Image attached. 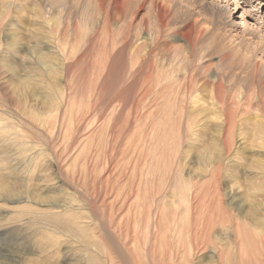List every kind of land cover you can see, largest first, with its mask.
<instances>
[{"label":"rangeland","instance_id":"obj_1","mask_svg":"<svg viewBox=\"0 0 264 264\" xmlns=\"http://www.w3.org/2000/svg\"><path fill=\"white\" fill-rule=\"evenodd\" d=\"M52 1L2 0L1 2L0 0V183L7 182L12 188L18 189L19 196L29 189L45 194L43 189L45 185L50 188L51 196L59 197L70 205L74 203L73 205L79 208L76 212L84 214L80 216L87 217L86 220L92 223V227L96 226L97 231L106 230L109 238L124 246L126 264H161L162 262L175 264V248L188 253L194 242L208 238L213 244L205 253L197 254L198 257H195L196 254H190V261L194 260L192 264H220L218 256L222 257L219 260L221 264H264V253H262L264 229H257L255 225L249 228L252 222L244 215L243 206L238 210L235 206L234 209L230 208L231 214L236 218L240 217L241 221H238L240 225L231 224L229 220L228 223L222 221L216 225L206 223L204 219H214L215 215L229 218L228 210H226L228 217H225L220 209H216L215 213H212L213 208L212 211H207L208 199L211 197L208 194L214 189L208 188L212 183L210 186L207 185L204 183L206 179L202 180L205 184V187L201 186L204 191L198 192L199 197L195 202L197 207L188 210L190 212L188 214L182 206L180 208L182 212L178 215L180 220L175 223L172 222V212L169 210L166 211L165 218L163 215L161 217L155 201L158 200L159 180L165 175L171 154L175 153L174 150L181 151L189 143L191 144L185 136L186 130L180 126V119L177 120V116L180 117L177 108L180 106V96L177 97L176 90L179 87L176 80L183 79L188 74L186 68L201 73L207 61L201 59L199 47L211 40L214 42L211 50L212 62L216 61L215 58H219L222 51L230 52L228 50L235 49L241 54H252L253 60L257 54L258 56L262 54L263 57L264 27L258 28L257 31L256 26L254 27L253 23L247 20L249 27L243 24L237 25L240 23L237 18L241 17V11L234 14L233 18L229 16L222 7L228 3V0H150L148 3L151 7L157 2L166 11L168 17L166 28L158 26L161 31L160 38L162 39L163 36L164 41L160 44L153 42L157 21L156 12H150L149 26L155 29L151 30L150 37L146 34L148 27L139 26L132 30L128 36L132 46L127 53L119 52L122 50V37L126 36V29L128 30V26H124L129 24L134 7L140 0H106L105 12L108 14L110 24L113 25L111 30L114 33L119 28L121 35L118 33L117 39L115 37L111 39V34L102 33L98 42L95 39V30L100 24H104V17L97 18L98 13L94 11L96 0H74L77 8L73 9V13L76 10V13L84 16L76 17L72 13L69 19L55 12L57 10L62 12V8L50 10ZM66 1L73 2V0ZM118 3L126 12L125 17L115 24V7ZM87 11H92L88 16L90 19L85 16ZM146 16L147 14L145 18ZM259 16L263 18L264 11ZM193 22L195 27L192 25V28L197 29L200 34L199 40L195 43L196 33L192 32V46L196 45V48L192 53H188V43L180 33L185 35L188 31L187 26ZM74 25L77 26L75 30L72 28ZM14 35L17 38L16 52H12L8 44ZM135 35L141 36V39L138 40ZM143 39L146 47L150 49L149 52L154 51L158 54L155 74L149 79L150 85H155L152 79L156 82L160 79H168L167 84L172 86L167 89L162 100L160 96L156 98L151 95L152 97L149 96L151 100L142 97L144 87L141 80V66L132 56V51ZM110 40L115 47L112 53L110 47L102 46L110 45ZM165 46L179 48L181 52L177 51V53L183 54L184 61L182 58L179 63L177 62L178 64L175 62L176 67L170 65L172 50L168 53L161 52V47ZM217 48H221L220 51ZM40 53L45 54L46 65L36 62ZM10 66L15 68L21 78L30 77L35 84L45 83H42V88L36 89L35 92L39 90L36 96L27 89L15 92V84L10 77ZM166 66H169L168 69ZM175 68L179 73L172 74ZM214 69L215 67L212 74ZM66 83L70 88L69 95L63 89L67 87ZM240 85H243L241 86V92L245 91L243 94H250L248 84L242 82ZM204 92L200 93L202 101L209 100L207 92L205 94ZM41 98L46 101V105ZM157 104L158 108L155 107ZM142 107L144 110L141 109ZM153 108H156V112ZM173 109L177 110L174 115ZM30 114L42 118V124L31 122ZM209 138V135L203 138L204 144L209 143ZM191 149L197 154L201 148L199 145H193ZM246 155L251 156L252 151H247ZM239 161L244 164V161ZM249 163L250 165L247 166L240 165L244 170L238 171L235 179L245 186L254 180L256 183L257 181L262 183L259 176L252 178L253 175L250 173L255 172V168L252 161ZM246 168L249 172H245ZM167 173L166 178L170 176L169 172ZM240 194L247 205L246 210L252 213L255 210L250 209L249 205L254 203L253 198L255 201L260 199L263 206L258 212L264 217L262 193H249L243 190ZM14 200L15 197L9 199V196L0 198V264H26L25 261L37 258L46 249L48 233L43 234L44 219L29 215L27 208L43 212L44 215L51 208L38 206L31 200ZM213 205L217 206L215 203ZM211 215H214L213 218ZM83 218L80 227L87 223ZM155 223L157 225L154 227ZM78 226H73L74 232L63 229V235L66 236L61 240L67 243L66 245L73 244L74 248L80 249L70 253V258L76 254L84 257L85 253L82 249L85 245L88 247L82 239L86 233L81 232ZM109 232L114 233L111 235ZM91 236H88L90 241L88 244L90 249L91 245H97L93 251L95 250L94 253L99 257L93 264H100L102 259L109 261L103 262L105 264H122L117 257L118 261L113 259L106 248L98 245L100 240L98 235ZM259 238L261 239L258 240ZM58 243L60 244L59 240ZM217 249L221 251V253L219 251L220 255ZM129 251L132 254H129ZM211 251L216 256L212 260L205 258L212 255ZM190 255H186V259L189 260ZM171 257L174 258L173 261ZM84 258L83 261L86 262L88 257ZM184 260L181 257L179 262L184 264L188 261Z\"/></svg>","mask_w":264,"mask_h":264},{"label":"bare ground","instance_id":"obj_2","mask_svg":"<svg viewBox=\"0 0 264 264\" xmlns=\"http://www.w3.org/2000/svg\"><path fill=\"white\" fill-rule=\"evenodd\" d=\"M149 1L150 0H140L139 4L134 7L133 13L129 19V24L124 26V27L128 26V30L126 29V32H127L126 36L122 37L123 38L121 41L122 50L119 52H127L128 53V50L132 46V44L129 42L128 36H130V33L132 30L137 29L139 26H140V28L141 27L142 28L148 27L146 34H148L147 35L148 37L151 36L150 32L152 29H155V28H152L149 26L150 23L148 22L149 21L148 15L150 14V12H156V21H157V25H156L157 29H155L156 33H154L155 34L154 35L155 40L153 42L156 44H160L164 41L163 36H162V39L160 38V32L161 31H160V29H158V26L161 25V26H163V28L164 27L166 28V25L168 23L167 22L168 17H167L166 11L160 4H157V2H154L152 4V7H151V4L148 3ZM1 2H2V0H1ZM105 2H106V0H96V4H95V10L94 11L98 13L97 18L100 16L104 17V24L103 25L100 24V27H98L95 30V39L97 40V42H98L99 36L102 33H103V35L104 34H111V36H110L111 39L113 37L116 38L118 33H119V30H118L119 28L114 32L116 35L111 30L113 25L110 24L108 14H106V12H105ZM76 5L77 4L74 0H73V2L71 1L70 3H69V1H66V0H53L50 4V10L54 11L55 9L62 8L63 9L62 12L60 10H57L55 12H57L59 15L64 16V17L69 19L70 15L73 13V9L77 8ZM87 5L89 6L90 4H87ZM222 7L226 10L227 14H229V16H231L232 18L234 16V14H237L239 12V10L241 11V17L237 18V20H240V23L239 24L237 23V25H239V26L241 24H243V25H247V27H249L247 24V21H250L253 23L254 27L256 26V30L260 27H264L263 26L264 25V23H263L264 17L262 18V16H259L264 11V0H233V1L228 0V3H226L225 6H222ZM144 10H145V12H144ZM125 12L126 11L121 8L120 3H118L117 6L115 7V16H114L115 24L119 23V21L123 17H125ZM73 14H75L76 17L84 16V15H81L80 13H76V10L74 11ZM91 14H92V11H87L85 16L88 19H90L88 16H90ZM145 14H147L146 18H145ZM5 18H7V16ZM86 21H88V20H86ZM234 23H235V21H234ZM192 25H193V27H195L194 22L192 24L188 25L187 26L188 31H186L185 35L180 33V36L182 38L186 39V41L188 43V47H189L188 53H192L196 48V45L192 46V43H193L191 41L192 32L196 33V36L194 38L195 43L199 40L198 35L200 34V32L197 29L195 30L192 28ZM60 27H61V25H60ZM72 28L75 30V29H77V26L74 25ZM84 28H86V26H84ZM91 28H92V26H91ZM67 29H69V28H67ZM191 29H192V31H191ZM81 30H82V28H81ZM257 31H259V30H257ZM57 32H58V30H57ZM122 34H124V33H122ZM103 35H102V37H103ZM135 37L138 40L141 39V36L135 35ZM106 39H107V37H106ZM68 40H69V38H68ZM68 40H67V42H68ZM75 41L76 40H74V43H75ZM16 42H17V38L14 35L13 38L11 39L10 43H8L12 52H16L18 49ZM74 43H73V45H74ZM115 43H116V40H115ZM213 44H214V42L211 40V41H208L207 43H205V45H202V47H199L201 59H205V61H207L206 64L204 63L206 66H203L204 68H202L201 73L198 72V70L186 68V72L188 74H186V76L183 77V79L181 78V79L176 80L179 89L177 87L178 90H176V89L175 90L177 93V97L180 96V104H179L180 106L177 107L175 105L179 109L178 112L180 113V117L177 116V118H178L177 120L180 119V122L179 121L178 122L181 125L180 124L179 125L182 126L186 130L185 136L191 142V144L189 143L187 145V147L185 149H182L181 151H177L178 149L174 150L175 153L171 154L172 156H170L171 158H170L169 166H167V167L164 166V167H166V172L164 173L165 174L164 177L161 180H159L160 181V184H159L160 189L157 193L158 194L157 195L158 200H155L156 201V208H157V210L160 211L161 217L163 215V218H165V213L167 210L171 211L172 212L171 217L173 220L172 222L175 223L177 220H180V217L178 216L182 212V210L180 208L182 206H184L185 211H187L189 214L190 212L188 210H190V209L193 210V208L197 207L195 202L197 201V198L199 197V195H198L199 190H200V192L204 191V188H202L203 185L205 187L204 183H207V185L209 184V186L212 183V185L210 187H208L210 189L213 188L214 190L212 189L213 191H210L211 194L207 193L208 195H211V197L208 199L209 205H208L207 211H212L214 209L212 211V213H215V212H217V210L220 209L222 211V214L225 217H228V215H229V218L225 219L224 217L221 218V217H217L215 215L214 219H208V218L204 219L207 224L215 223V225H216V223H219L222 221H223V223H228V220H229L231 224L233 223V224L237 225L239 223L238 221H241V220H239L240 217L237 216V218H236L233 214H231L230 208L233 207V209H234V206H235V207H237V210H238L239 207L241 208V206H243L242 208L245 211L244 215L249 217L250 221L253 223V224L248 223L249 228L252 227L251 225H255L257 227V229L259 228V229L263 230L264 229V217L260 216L259 212H258V209L263 206V204H262L263 202L259 201L260 199H256V201H255V199L253 198L254 203L251 202L252 204L249 205L250 209L255 210L252 213L251 211L246 210L247 205L245 204V200L240 193L244 190V191H247L249 193L250 192L251 193H262L264 195V56L262 57V54H260L261 56H258V54H257V55H255L256 57L253 60L252 54H250V55L241 54L239 51H237L235 49L233 51L228 50L230 52H223L222 51L221 55L219 54L220 55L219 58H217V59L215 58L216 61L212 62L213 61V58H212L213 55L211 54V50L213 48ZM225 45H226V43H225ZM229 45H231V44H229ZM102 46L110 47L111 53L115 49V47L112 44V40H110V45L104 44ZM75 47H77V46H75ZM236 47H238V46L236 45ZM161 48H162L161 52H164V53H168L169 51L172 50V56H171V61H170V65H172V66L173 65L175 66L176 65L175 62L179 63V60H181L184 57V56H182L183 54L181 55V54L177 53V51L181 52V51H179V48H176V47L170 48V46H165L164 48L163 47H161ZM217 49H219V51H220L221 48H217ZM231 49H232V46H231ZM29 50L30 49H28V51ZM149 50H150L149 47H146V44L144 43V39H143L140 43L135 45V47L133 48V51H132V56L135 57L137 64L139 63L141 66L142 72L141 71L140 72L142 74V77H141L142 79L141 78L140 79L142 80V86L144 87L143 90L141 89L142 90V97H144V98L148 97L149 98V96L152 95V96L157 98V96L158 97L160 96L161 100H162V99H164V95H166V93H167V89L172 87V86H169L167 84L168 79L167 80L160 79V80H157V82L154 79H152L153 84H155V85H152V84L150 85L149 82H151V81L149 79L151 76H153L155 74V66L158 62V54L155 53L154 51L149 52ZM215 55H217V54H215ZM44 56H45L44 53L41 54L38 57L36 62L41 64V65H46L47 63L44 60ZM133 57H131V58H133ZM160 58H159V60H160ZM182 60L184 61V58ZM165 63H166V60H165ZM168 67L166 69H168ZM214 67H215L214 74H212ZM158 68H160V67H158ZM9 70H10L11 80L15 84V92H20L23 89H25V90L27 89L33 95L36 96V94L39 93V90L37 92H35L36 89L42 88L43 84H45L44 82H41V85L35 84L32 82L30 77L21 78L19 76L18 72L12 66L9 67ZM49 70L47 71L48 74L50 72ZM170 70H172V69H170ZM165 72H166V70H165ZM176 72H178V71L175 68V70L172 71V74H175ZM160 73L163 75L162 72H160ZM162 75H161V77H162ZM172 77H173V75H172ZM164 78H166V77H164ZM176 79H177V77H176ZM173 82H175V79ZM180 82H181V84H179ZM242 82L249 85V86L248 85L247 86L250 87V91H249L250 94H247V93L243 94L245 92L244 91L245 89L243 90L244 91L243 93L241 92V86H243V85H240V84ZM175 84H176V82H175ZM65 85H67V83ZM63 89L65 92L67 91L66 94L69 95V92H68L70 90L69 85H67V87L63 88ZM202 91L207 92L209 100L202 101V98L200 97V93ZM205 92H204V94H205ZM35 96H33V97H35ZM64 97H62V98L64 99ZM46 98L47 97H45V99ZM149 99L151 100V98H149ZM41 100H42L43 104L46 105V101L43 98H41ZM155 107L158 108V104H157V106L155 105ZM176 107H175V109H176ZM156 108H153L155 110V112H156ZM88 109H90V108H88ZM141 109H143V107ZM149 110L151 112V109H149ZM159 110H160V107H159ZM175 111H177V110H175ZM175 111L173 109V115L176 113ZM252 111H253V113H251ZM146 113H148V112H146ZM157 114H158V112H157ZM83 116H84V114H83ZM30 117H31V122H36V123L42 124V118L34 117L32 114H30ZM151 118H153V117H151ZM73 119H74V117H73ZM156 120H157V118H156ZM94 121H95V119H94ZM174 121L177 123L176 119ZM77 123H78V121H77ZM74 124L76 125V123H74ZM143 124H145V123H143ZM154 125H155V123H154ZM169 125H170V123H169ZM206 135H209L210 141H208L209 143L204 144L203 138L205 139ZM148 141L149 140H147V142ZM185 141H186V139H185ZM185 144H187V143H185ZM193 145H199V147L201 148L199 150V152L197 150V152H198L197 154H194L192 152L191 148L193 147ZM249 148H251V149H249ZM250 150L252 151V155L247 156L246 152L250 151ZM172 157H173V159H172ZM239 160L244 161V164L240 163ZM251 161L254 164L253 167L255 168V172L250 173V174L253 175L252 178H256L257 176H259L260 180H262V183H258L259 181H257V180H256L257 181V183H256V182H254L255 181L254 180V181H250L251 184H249L248 186H245L243 184L241 185V183L235 179L236 173L238 171L244 170V168L240 167L241 164L243 166L244 165L247 166V165H250L249 162H251ZM191 165H192V168H191ZM144 168H145V166H144ZM167 172H169V175H170L168 178H166V176H168V175H166V174H168ZM245 172H249V170H247V168H246ZM205 179H206V181H204V183H202L203 182L202 180H205ZM29 188H31V186H29ZM43 189H45V191H44L45 194H43L42 192L40 193V192L34 191L33 189H29L28 191L23 192L22 196L21 195L19 196V190L18 189L12 188L7 182L5 184L0 183V198L2 196H4V197L9 196V199H12V197H15L14 201L31 200L32 202H34L38 206L51 208L50 210H48L49 212L45 215L43 212L36 211V210L31 209V208H27L29 215H32L33 217H36V218H43L44 219L42 222V225L43 226L45 225V229H44L43 234L45 235V233H48V236L46 237L48 239H47V244H45L46 249H44L41 252V254L39 256H37V258L34 257L31 260L28 259L27 261H25L26 264H93V262H96L97 259H99V257L96 253H94L96 251L95 250L93 251V249L97 245L96 246L91 245L92 247L90 249V245L88 244L90 242L88 239V236L92 237L91 236L92 234H96V236L98 235V237L101 240V242L99 240L98 245L106 248L108 250V253L110 252L111 257H113V259L117 260V258H118L122 264H126V260H125L124 254H123V252H125L124 251L125 248H124V246L122 247V244L120 245L119 242H115L113 239L109 238L108 234L105 232L106 230H104L103 232L99 231V230L97 231L96 226L92 227L93 226L92 223L86 220L87 217L80 216V215H84V214L76 212V210L79 208H78V206L73 205L74 203L72 205H70L69 203L64 202V200L60 199L59 197L51 196L50 195V193H51L50 188L45 186V185H44ZM255 195H257V194H255ZM214 200H216V201H214ZM213 203L217 204V206L215 207L213 205ZM226 210H228V212ZM73 211H75V212H73ZM187 212H186V214H187ZM226 212L228 215L226 214ZM112 216L113 215H111V217ZM213 216L214 215H211V218H213ZM82 218L84 220H86L87 223H85L83 220V223H85V225L83 227H80V225H81L80 222H82V220H81ZM88 218H90V217H88ZM104 219H105V216H104ZM112 223H113V221H112ZM75 225L76 226L79 225L78 227L81 228L80 231L86 233L82 237V239L86 242V244L88 246V247H86V245H85L84 249H82V251L85 253L84 257L85 256L88 257L86 259V262L83 261L85 258L82 255L76 254L73 257L77 256L78 258H74V259H73V257L70 258V253L76 252L78 250L80 251V249H79V247H78V249L74 248L72 246L73 244L72 245L71 244L66 245L67 243H65L61 240L64 236H66V235H63L64 234L63 229L68 230L70 232H74L73 226H75ZM156 225H157V223L154 224V227ZM239 225H240V223H239ZM104 226L106 227V221H105ZM244 226H245V224H244ZM116 227H115V229H117ZM108 229H109V226H108ZM201 231H203V230L201 229ZM203 232H205V231H203ZM113 233L114 232H111V233L109 232V234H111V235ZM121 233L122 232L120 231V235H122ZM260 233H261V231L259 232V235H260ZM49 234L52 236H49ZM202 235H203V233H202ZM116 236H118V235H116ZM262 236H264L263 233H262ZM260 239L261 238H259L258 240H260ZM58 240L60 241V244L58 243ZM117 240H119V239H117ZM201 240H202V237H201ZM212 244H213L212 240L210 238H208V239H204V241L202 240V241L194 242V244L192 245V247L188 253H186V251L181 252L178 250V248H175L174 249V254H175L174 256L176 258L175 264H181L182 263V262L181 263L179 262V259L181 257H183V259H185V260H188V259H186V257L190 254H196L195 255V257H196L197 254H199V253L200 254L205 253V251H207L210 248V245H212ZM105 250H103V251H105ZM219 251L217 249V252L220 255L221 251H220V253H219ZM99 253H100V250H99ZM262 253H264V252H262ZM129 254H132L131 251H129ZM161 254L162 253H160V255ZM211 254H212L211 256L208 255V256H205V258L207 257L208 259L212 260L216 255L213 251H211ZM218 257H219L218 262L221 264V262L219 260L222 257L221 256H218ZM192 258H193V255H192ZM263 258H261V261ZM108 259H110V258L108 257ZM171 259H172V261L174 260L173 257H171ZM190 260H191V255H190V259L187 261L188 263L186 261H185V263L192 264L193 263L192 261H194V260H192V261H190ZM263 261H264V259H263ZM103 262H106V261H103V259H102L100 264H105ZM108 262H106V263H108ZM163 263L164 262H162L161 264H163Z\"/></svg>","mask_w":264,"mask_h":264}]
</instances>
